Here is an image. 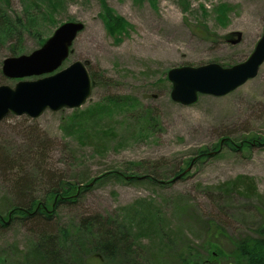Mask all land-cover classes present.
<instances>
[{"label": "rangeland", "instance_id": "rangeland-1", "mask_svg": "<svg viewBox=\"0 0 264 264\" xmlns=\"http://www.w3.org/2000/svg\"><path fill=\"white\" fill-rule=\"evenodd\" d=\"M24 1L8 0L10 18H22ZM102 3L111 18L105 17ZM102 3L63 0L51 19L37 16L30 32L19 28L20 40L0 41V85L13 87L20 80H35L77 60L95 80L78 107L46 108L37 117L10 112L0 120L1 214L7 206L22 203L18 186H25L28 196L41 197L59 179H89L107 170L170 176L181 164L180 177L162 185L125 178L97 181L72 204L59 206L48 229L54 237L60 227L69 229L68 242L75 247L86 233L80 223L95 215L120 222L147 214L145 221L153 218L150 221L157 233L152 240L141 238L145 251L141 264L145 257L151 260L149 254L157 255L160 264H178L173 255L184 246L199 252L206 264H227L229 257L214 252L221 250L228 256L231 245L227 237L254 235L264 217V143H255L251 137L264 133V61L253 78L230 92L198 94L190 104L171 99L167 71L207 63L228 67L246 60L264 30V0ZM66 21L80 22L83 29L54 71L21 78L2 73L5 58L27 55L41 47ZM11 46L17 50L15 54ZM100 104L107 105L103 113ZM92 110L96 118L101 117L95 119L97 127L91 118L84 124L109 133L100 139L78 140L69 124ZM225 137L237 139L236 150L222 148L213 155ZM243 137L245 145L238 146V138ZM199 148H206L208 156L187 170L186 162ZM234 180L243 190L252 186L251 193L245 195L239 187L231 192ZM207 220L212 235L206 233ZM8 222V226H0V264H23L38 240L39 228L14 218ZM206 245L212 258L203 253Z\"/></svg>", "mask_w": 264, "mask_h": 264}, {"label": "trees", "instance_id": "trees-1", "mask_svg": "<svg viewBox=\"0 0 264 264\" xmlns=\"http://www.w3.org/2000/svg\"><path fill=\"white\" fill-rule=\"evenodd\" d=\"M0 2V41L9 40L11 38L20 40L22 37V31L19 28H24L27 31H31L36 27V17L51 19L52 14L55 10L62 7L63 0H25V7L23 9L22 18L13 17L10 18L7 14L6 8L8 6V0H1ZM102 3V0H100ZM102 9L104 10L105 17L111 18L109 8L102 3ZM7 14V16H6ZM114 22V20H113ZM12 54H15L17 50L12 46L9 47ZM19 52V50H18ZM92 84H94V76L90 73ZM99 111L104 112L106 110V104L98 105ZM98 110V108H97ZM98 111V112H99ZM99 112V114H100ZM104 117V114H103ZM92 119V123H95L96 127L98 122L95 111L87 114V117H77L70 123V130L76 135L78 140H93L102 138L101 135L109 133L105 131L101 133L100 129L91 130L92 127L85 125L87 119ZM74 119V118H73ZM149 118H145V122L149 123ZM94 125V126H95ZM106 127L104 125L103 131ZM148 127V126H147ZM92 131V132H89ZM89 133V134H88ZM258 135V134H257ZM252 139H256L255 143H264L263 135L254 134L251 135ZM246 137L238 138L240 144L238 146L245 145ZM236 138L225 137L219 142L217 147L212 153L217 155L221 149L229 148L236 150ZM206 148H199L195 151L194 157L186 162L189 166L192 164L205 159L208 156ZM181 164L177 165L170 176H161L157 172L143 171L142 173H131L125 175L124 171L107 170L101 174L91 177L89 179H79L74 181L59 179V181H53L50 187L40 196H28V190L25 186H18V195L22 200V203L11 204L5 209V213L1 214L0 211V226L6 227L9 224V220H19L20 222L29 221V223L38 227L36 232L38 240L35 242V246L30 250V256L24 259L23 264H141V259L145 254L142 252L143 248L140 245L141 238H147L152 240V236L155 235L156 230L152 226L154 223L149 218L145 221V214H142L139 220L124 218L120 222H116L111 216L102 217L95 215L91 217L92 220L81 222V227L85 230V235L81 236L80 246L71 245L68 242L70 236L69 229L60 227L59 235L53 236L48 229L49 222L52 215L57 212V208L62 205L72 204L78 196L83 195L93 183L107 178H114L119 180L128 181H149L153 184H163V181H174L176 176L182 173ZM172 176V178H170ZM243 176H239L238 179ZM25 182V181H24ZM26 183V182H25ZM238 180H234L232 183V191H238V187L241 188V192L245 195H249L250 187H244V190L238 184ZM21 185V184H20ZM25 185V184H23ZM21 187V188H19ZM23 190L24 193L22 192ZM20 193H23L20 195ZM26 193V194H25ZM146 222V223H144ZM211 222L205 221L206 233L209 231V235L212 232ZM118 224V225H117ZM111 226L112 228H110ZM96 229V232L93 231ZM254 235L245 234L241 237H227L231 247L229 248V255H223L221 250H216L214 255L228 258L227 264H264V217L261 224L254 230ZM212 235V234H211ZM66 248V253L63 249ZM142 249V250H141ZM141 250V251H140ZM203 253L210 254L212 258L210 248L203 249ZM70 252V254H68ZM76 253V254H75ZM199 253V252H198ZM196 251H193L189 246H184L179 249L177 253L173 255V258L178 264H206L205 260L201 258V255ZM26 255V254H25ZM82 255V259L79 260L78 256ZM84 256V257H83ZM150 259L145 257L146 262L144 264H160V260L157 255L149 254ZM232 258V259H230ZM214 259V258H213Z\"/></svg>", "mask_w": 264, "mask_h": 264}, {"label": "water", "instance_id": "water-1", "mask_svg": "<svg viewBox=\"0 0 264 264\" xmlns=\"http://www.w3.org/2000/svg\"><path fill=\"white\" fill-rule=\"evenodd\" d=\"M82 29L80 22H63L41 47L27 55L5 58L2 73L21 78L54 71L68 56L73 40ZM263 61L264 30L253 51L242 62L228 67L207 63L170 68L167 71V78L171 82L170 97L176 102L190 104L196 101L198 94H226L253 78ZM90 91L91 79L85 64L73 61L59 71L35 80H20L13 87L0 85V120L10 112L37 117L46 108L78 107L85 102Z\"/></svg>", "mask_w": 264, "mask_h": 264}]
</instances>
